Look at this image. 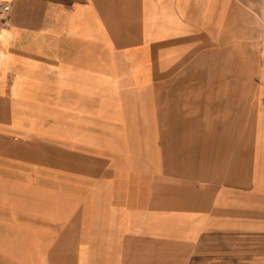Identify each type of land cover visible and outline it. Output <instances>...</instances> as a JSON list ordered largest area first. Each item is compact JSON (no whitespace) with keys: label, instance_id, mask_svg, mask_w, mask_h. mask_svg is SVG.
<instances>
[{"label":"crops","instance_id":"crops-1","mask_svg":"<svg viewBox=\"0 0 264 264\" xmlns=\"http://www.w3.org/2000/svg\"><path fill=\"white\" fill-rule=\"evenodd\" d=\"M0 1V264H264V0Z\"/></svg>","mask_w":264,"mask_h":264},{"label":"rangeland","instance_id":"rangeland-1","mask_svg":"<svg viewBox=\"0 0 264 264\" xmlns=\"http://www.w3.org/2000/svg\"><path fill=\"white\" fill-rule=\"evenodd\" d=\"M258 6H262V7L261 8H258ZM251 8H252V14L262 13L263 12V9H264V4H254V5L252 4V7ZM129 16H130L129 14L126 15V17H129ZM252 17H253V15H252ZM252 17H251V19H252ZM130 19L132 21L134 20L132 18H130ZM250 22H251V20H250ZM252 30L255 31V36H258L259 39H261L262 42L264 43V20L261 21V22H259L257 26H255V27L252 28ZM185 63H189V61H185ZM245 63H246V66H249V68H250L249 71H250V74L252 75V80L253 81H264V71L261 74L260 73L258 74L251 67L252 65L249 63V60L247 58H245ZM224 64H225V62H224ZM224 64H222V65H224ZM238 73H239L238 75L237 74L234 75L233 80L234 81H243V73L242 72H238ZM224 77H225L226 80L227 79H229V80L232 79V77L230 76V74H229V77H228L227 74L225 73L224 74ZM219 91H220L219 92L220 93L219 95H221V93L224 92V91H225V93L232 92L233 91L234 92L233 95L235 96V98H242L243 97L242 89L237 88V87L229 88V89H225V90H219ZM249 91H250L251 95H253L256 90L251 89ZM247 92H248V90H246V94L244 96H247ZM242 127H243V129H246V128L248 129L249 122H244ZM238 128H240V126H237L236 129H238ZM239 139H244V138H242V137H236V140L237 141ZM256 139L258 140V138H256Z\"/></svg>","mask_w":264,"mask_h":264},{"label":"built area","instance_id":"built-area-1","mask_svg":"<svg viewBox=\"0 0 264 264\" xmlns=\"http://www.w3.org/2000/svg\"><path fill=\"white\" fill-rule=\"evenodd\" d=\"M12 6L7 1H0V28L7 27L11 21Z\"/></svg>","mask_w":264,"mask_h":264},{"label":"bare ground","instance_id":"bare-ground-1","mask_svg":"<svg viewBox=\"0 0 264 264\" xmlns=\"http://www.w3.org/2000/svg\"><path fill=\"white\" fill-rule=\"evenodd\" d=\"M12 26V25H11Z\"/></svg>","mask_w":264,"mask_h":264}]
</instances>
